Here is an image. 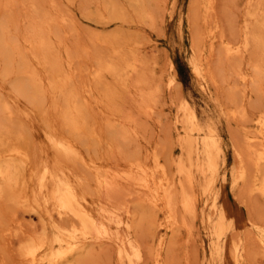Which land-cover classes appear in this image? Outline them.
I'll return each mask as SVG.
<instances>
[{"label": "bare ground", "instance_id": "obj_1", "mask_svg": "<svg viewBox=\"0 0 264 264\" xmlns=\"http://www.w3.org/2000/svg\"><path fill=\"white\" fill-rule=\"evenodd\" d=\"M143 1L129 0V3L144 21L151 22L150 11H147ZM20 2L25 6V16L21 15L23 18L17 16L21 10L14 15L18 0H0V6L5 9V14L0 16V76L10 83L17 97L25 99L32 110L48 123L46 139L55 152L53 163L34 160L31 150L25 147V135L19 129L22 128L21 122L11 103L0 92V201L9 202L17 211L37 215L40 223L39 232L37 229L26 230L13 218L11 221L5 219V214L0 211V234L4 236L9 232L18 236L17 251L21 261L25 264H102L99 262L103 257L100 250L106 246L113 250L116 264H143L148 255L146 248L149 247L137 233L144 225L148 233H155L153 242L156 246L154 250H148L153 258L151 261L154 264H171L162 253L169 243L167 235L183 226L192 234L200 207L204 210L201 220L211 240L209 259L205 264H249V259L258 254L251 248L252 243L264 256V230L256 229L255 224H242L251 229L247 235H231L236 221L225 208L218 206L215 196L217 182L222 177L221 169L226 163L222 161L226 144L216 123L210 118L201 123L195 109L187 102L181 104L182 116H174L172 122V134L179 147V156L170 157L173 172L157 154L153 155V165L134 155L127 161L126 168L115 169H105L96 161L85 159L80 147L92 148L90 146L101 142V136L88 117V101L87 105L83 102V91L76 82V73L67 71L69 67H65L67 64L71 66L74 55L69 48L65 49L68 60L61 55L64 41L60 27L65 22V16L45 11L40 7L39 0ZM214 2L208 0L203 6L204 2L194 1L197 8L200 4L205 8L204 19L209 28L205 36L199 32L195 39L194 49L198 56L192 66L194 78L200 91L215 102L211 91L217 80L208 67V55L202 54V45L208 47L210 54L218 45L221 54L233 61L232 71L225 75L222 83L230 84L232 78L237 79L247 97L264 84V8L261 2L248 0L240 34L237 40H229L220 32L217 20L208 21L213 17ZM104 10L110 16H117L113 0L105 2ZM21 22L25 23L22 30L25 35L21 36L27 44L26 49L20 43ZM113 38L116 36H105L102 40L111 43ZM114 53H118L117 49ZM249 53L252 54L248 64L250 72H245L241 61ZM124 56L126 58L123 57L121 62L98 60L92 74L94 82L100 83L106 72L125 85L139 72L143 62L136 55L130 58ZM63 57L67 64L63 62ZM31 58L37 66L43 67V74L36 70ZM168 84L171 86L172 83ZM134 85L140 90L138 108L148 112L153 107L151 102L155 100L160 84L152 85L142 74ZM51 113L60 120L61 127H58L63 132L50 124L47 117ZM230 117L239 122L241 134L231 186L262 198L263 206L259 211L263 215L264 113L261 111L252 116L245 105H240L231 111ZM131 118L126 114L119 125L109 123L112 142L116 146L120 145L118 141L125 142L135 134L136 131L132 133L129 129ZM81 168L89 175L83 174ZM27 170H30V178L34 182L30 192L26 190ZM223 177L222 181H225V175ZM92 181L96 184V191L89 189ZM91 196L103 200L94 205ZM130 197L136 198L137 207L130 206ZM208 209L213 210L212 214L205 213ZM55 219L62 223L57 224ZM141 230L143 234V228ZM104 257L107 260L108 257Z\"/></svg>", "mask_w": 264, "mask_h": 264}, {"label": "rangeland", "instance_id": "obj_2", "mask_svg": "<svg viewBox=\"0 0 264 264\" xmlns=\"http://www.w3.org/2000/svg\"><path fill=\"white\" fill-rule=\"evenodd\" d=\"M20 1L18 0L19 4L17 3V7L19 9L15 8L14 15L21 10L16 15H20L23 18L25 16L23 14L25 13V6H22ZM39 1L40 7L45 11L51 14L57 12L56 15L61 16L63 14L65 16V25L61 24L62 28L60 27L61 37L64 41V44L61 45V47L64 46L61 49V55L67 58L65 49L69 48L74 55V59L71 66L66 63L68 58L65 60L63 57L65 60L63 62L67 64L65 67H69L67 71L76 73V82L78 86H81V91H83V93L81 92L83 102L86 105L88 103V117L95 131L101 136V142L90 146L92 148L80 147V149H83L81 151L84 153L85 159L89 162L91 160L96 161L98 165L105 169L111 167L115 169L117 167L126 168L127 161L134 155L149 161L150 165H153V155L157 154L163 162L167 163L169 171L173 172L174 166L170 164V157L177 158L179 156V147L175 142L174 134H172V122L174 121V116L182 114L183 111L182 109L180 110L181 104L187 102L195 109L201 123H206L209 118L216 123L226 144L223 153L226 157L222 156V161L226 163H223L221 169L222 177L220 176L217 182L215 196L218 199V206L225 208L236 221V228L231 232V235L241 236L247 235L249 231L251 232L249 227L243 226L244 222H248L250 225L255 224L254 227L256 229L264 230V214L261 215L259 211V208L263 206L262 198L256 194L250 195L241 188L233 189V186H231L233 185L232 174L238 161L236 150L241 141V134L239 132V122L230 117L231 111L240 105H245L252 116L261 111L264 113V84L261 85L260 90L253 91L247 97L244 96L243 87L237 79L235 81V78H232L230 84H223L222 79L232 71L231 63L233 61L227 60L221 54L218 45L216 46L217 49L215 48L211 54L208 51V47L206 48L205 45H202V48H204L202 54L208 55V67L217 80L211 91L215 102L200 91L194 78L192 66L198 56L194 49L196 36L200 33L205 36L209 30L204 19L206 15L205 8H203L208 3V0H197L200 3L204 2L202 3L203 6L200 4L199 8L194 5L195 0H144L145 8L148 12L150 11L151 22L144 21L134 11L135 9L130 5L129 0H113L117 9L116 17L108 15V12L104 10V4L108 0ZM247 1L215 0V12H212L213 17L208 21L217 20L220 24V32H223L222 34L229 40H237L247 10ZM258 1L261 2V7L264 8V0H255V3ZM4 10V6L1 5L0 16L5 14ZM98 12L101 13V16H99ZM88 17L92 19H88ZM20 25L23 26L20 28V33H22L19 34L20 43L26 49L27 44L21 36L25 35L24 31H22L25 29V23L21 22ZM105 36H116V38H113L114 40L111 43H107L102 40ZM115 49L118 51L117 54L114 53ZM124 55L129 58L136 55L143 62L140 65L139 72L135 73L125 85L106 72L103 73L100 83L94 82L92 74L97 67L98 60L110 59L109 61L121 62L124 59L123 57H125ZM251 55L250 53L247 54L241 61L245 72H250L248 64L251 62ZM31 60H33L31 63L34 64V59L31 58ZM35 65L36 63L33 66ZM36 66V70L43 74V67ZM39 67H41L40 71ZM142 74H145L152 85L160 84L155 100L151 102V107H153L148 112L138 108L140 107L138 104L140 90H138L139 87L134 85V81ZM1 78L0 76V92L3 98L5 97L11 103L17 119L21 122V125L20 122L18 123L20 127L22 126L19 129L23 130V135H25V143L27 145L25 147L31 150L35 161L38 159V161L40 160L39 162L53 163L55 161V152L48 139H46L48 123H46L44 118H41L39 113H35L32 110L33 108L29 103H26L25 99L15 95L8 81H4ZM170 82L172 87L168 84ZM86 101L88 102L86 103ZM117 110L121 112H117ZM126 114L132 117V122L129 123L130 126L128 125L129 129L132 133L136 132L129 140L125 142L122 140L118 141L120 145L116 146L112 142L113 135H111L112 132H110L108 125L109 123L119 125ZM49 115H53L51 118L50 116L47 117L50 124H53V128L60 131V133L63 132L60 128V120L56 119L54 113ZM168 158L170 159L168 160ZM170 166H172L173 170L170 169ZM80 171L82 173L85 172L87 176L89 175L84 168H81ZM223 175H225V181H222ZM30 177V170H27L25 177L27 182L26 190L29 192L34 188V182ZM29 178L32 182L29 181ZM94 185L96 184L92 181L89 189L96 191L97 188ZM93 197L91 196L90 200L92 202L95 201L94 205L103 200L98 196ZM129 199L130 206L132 208L137 207L136 198L130 197ZM0 204V211H3V215L5 214V219L11 221L13 218L17 223L22 224L24 229L30 231L37 229V232H39L40 223L37 215H29L22 210L17 211L7 201L2 200ZM203 212L204 210L200 207L199 216L194 221L192 234H189L188 229L183 226L182 228L180 227V232L173 231V234L169 233L167 235L169 243L167 249L163 250L162 253L164 258L171 264H205V261L209 259L211 240L208 237L205 223L202 221ZM212 212L213 210L211 209L205 211V213L211 214ZM14 213L16 215H13ZM55 221L56 223L58 222L57 224L62 223L59 219H55ZM141 228H143V234ZM141 228L138 230L137 235L141 236L140 238L149 247L146 248L148 255L143 264H154L150 255L156 246V243L153 242L155 233L152 235L148 233L149 230L144 225ZM3 235L6 237L0 236V264H25L23 260L21 261L17 251L18 236H12L9 232ZM254 244L252 243V246H250L258 254L250 258L252 262L249 259V264H264V256L259 253V248ZM103 248L100 250L103 257L99 259V262L102 264H116L113 250L106 246ZM150 249L151 251L148 253ZM103 254L106 255V258L108 257L107 260H105Z\"/></svg>", "mask_w": 264, "mask_h": 264}]
</instances>
